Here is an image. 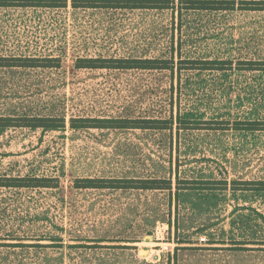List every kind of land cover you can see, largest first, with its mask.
<instances>
[{"label":"rangeland","instance_id":"rangeland-1","mask_svg":"<svg viewBox=\"0 0 264 264\" xmlns=\"http://www.w3.org/2000/svg\"><path fill=\"white\" fill-rule=\"evenodd\" d=\"M245 5L182 9L181 17L171 9L73 8L70 0L62 8L0 7V56L59 60L0 66V116L66 121L55 130L0 129V176L59 182L0 187V264H264V193L230 188L232 179H264V130L231 128L264 121V72L236 68L237 60L264 59V10ZM172 43L176 64L181 51L182 59H231L233 69L74 67L78 57L169 58ZM171 115L172 131L69 127L71 117ZM86 177L166 178L172 189L74 186ZM190 180L228 187L184 189Z\"/></svg>","mask_w":264,"mask_h":264},{"label":"trees","instance_id":"trees-1","mask_svg":"<svg viewBox=\"0 0 264 264\" xmlns=\"http://www.w3.org/2000/svg\"><path fill=\"white\" fill-rule=\"evenodd\" d=\"M236 0H70L71 7L83 9H108V10H140V9H171L177 11L181 17L182 9L186 11H229L235 9ZM248 4L240 7L244 10H264V0H238ZM68 5V0H0L2 8H62ZM181 27V18H180ZM171 56L163 57H78L75 59L76 69H117V70H169L174 73L175 67L179 72L184 68L199 70H231L233 61L221 58H184L178 51V62L174 61L176 48L173 43L170 46ZM239 70L263 71L264 59H241L236 61ZM189 67H183V66ZM0 66L3 67H57L58 58L54 57H4L0 56ZM177 129L181 128L182 119L177 115ZM176 122V121H175ZM205 123H219L220 129L228 128L227 121H202ZM173 117L148 118V117H71L69 127L72 129H155L173 130ZM66 121L63 117L52 116H0V129L5 128H30L55 130L64 128ZM211 128V127H210ZM232 129L239 131L264 130V121L258 119L235 120ZM180 179H177V190L180 188ZM190 185L184 189L214 190L226 189L227 180H190ZM197 184V185H195ZM232 190H248L264 193V179L230 181ZM59 186L57 178L37 176H0V187L7 188H56ZM76 188H111V189H166L171 191L172 181L166 178H115L77 179ZM237 244H246L245 241H236ZM263 244V243H262ZM239 250H248V247H236Z\"/></svg>","mask_w":264,"mask_h":264},{"label":"water","instance_id":"water-1","mask_svg":"<svg viewBox=\"0 0 264 264\" xmlns=\"http://www.w3.org/2000/svg\"><path fill=\"white\" fill-rule=\"evenodd\" d=\"M152 238L153 237L151 235H147V236L144 237V239H147V240H151ZM139 251H140L141 254H146L148 249L141 248Z\"/></svg>","mask_w":264,"mask_h":264},{"label":"built area","instance_id":"built-area-1","mask_svg":"<svg viewBox=\"0 0 264 264\" xmlns=\"http://www.w3.org/2000/svg\"><path fill=\"white\" fill-rule=\"evenodd\" d=\"M197 239L200 243L206 241V237L204 235H200L199 237H197Z\"/></svg>","mask_w":264,"mask_h":264}]
</instances>
